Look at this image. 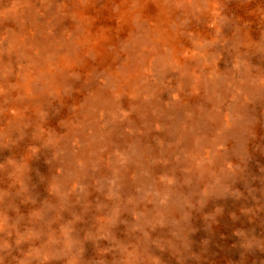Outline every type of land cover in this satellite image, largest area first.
<instances>
[{
  "label": "rangeland",
  "instance_id": "obj_1",
  "mask_svg": "<svg viewBox=\"0 0 264 264\" xmlns=\"http://www.w3.org/2000/svg\"><path fill=\"white\" fill-rule=\"evenodd\" d=\"M0 264H264V0H0Z\"/></svg>",
  "mask_w": 264,
  "mask_h": 264
}]
</instances>
